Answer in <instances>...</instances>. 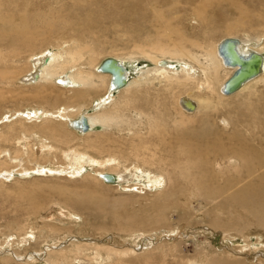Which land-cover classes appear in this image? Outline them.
<instances>
[{"label":"rangeland","instance_id":"374dc122","mask_svg":"<svg viewBox=\"0 0 264 264\" xmlns=\"http://www.w3.org/2000/svg\"><path fill=\"white\" fill-rule=\"evenodd\" d=\"M0 3L3 14L13 16L16 13L14 18L18 24L21 20L36 27L43 26L45 21L52 23L50 28H38L37 36L35 34L28 46L17 41L15 36L9 41L10 36L0 37V43L3 42L0 58L8 55L7 61L2 59L1 63L6 64L0 63V68L7 69L5 78L9 80L0 78V149L9 150L12 156H21L17 138L23 132L29 134L36 130L50 140L55 150L52 155L48 154L49 157L34 158L33 149L28 148V153L22 156L24 166L32 167L34 159L42 164L54 160L63 165L62 153L74 149L86 154L87 160L112 157L122 175L119 182H100L101 179L94 175L96 169L103 168L89 164L81 176L71 179L35 173L29 177L0 180V264H47L44 258L55 259V264H61V261L66 264H144L146 254L158 257L159 263L168 260L184 264L190 259L201 264L210 261L264 264V228L255 224L257 221L254 222V213L249 208L230 206L221 198H213L216 197L214 194L197 197L205 191L210 193L211 179L210 184L200 186L196 191L184 179L186 172L181 173L178 168L171 170L164 160L160 161L161 153L152 155L157 141L156 132H149L150 115L159 121L160 128L174 134L177 130L199 126L201 118L210 109L187 114L175 110V98L172 99L165 88L167 81L160 76L155 80L157 76L152 71L155 64L147 56L152 53L157 59H166L164 57L169 56L165 53L152 51L155 50L154 43L162 41L168 50L178 39L185 40L187 46L189 40L213 45L230 37L251 38V42L261 39V45L264 42V0H0ZM157 10L171 20L172 27L167 31L161 28V22L155 16ZM14 40L26 46L16 44L22 47L16 46L19 53L14 51L15 55L9 50ZM50 46L79 47L82 56L77 67L85 71H94V67L108 57H129L134 63L152 69L149 80L119 90L114 104L106 107L121 110L127 119L124 124L114 122L88 135L69 129L55 119L32 125L16 118L9 122L11 124H3L5 115L11 117L17 110L41 107L52 111L62 105L78 106L80 103L86 106L104 95L105 86H100L102 82L97 78L94 79L97 86L84 89L87 95H81L83 98L75 90L63 91L54 84L37 86L36 90L42 95L39 97L32 86L18 82V74L30 68L28 58L32 53ZM192 51L201 53L199 48H192ZM184 59L201 77L198 63ZM199 59L202 60V56ZM232 73L226 75L220 70L219 81L225 82ZM254 90L261 92L262 101L263 81L252 82L244 91L222 98L221 101L230 104L217 105L219 101L215 94L189 83L180 85L174 95H189L194 99L209 96L210 106L215 105L218 109L210 112V116L222 128L220 122L224 118L234 120L239 113L236 110L247 106L250 101L247 98ZM253 106L257 107L256 104ZM167 110L182 126L177 127V123V128L172 126L173 117L165 115ZM259 116L264 118V114ZM258 121L262 124L260 118ZM261 137L264 138V133ZM161 156L166 158L164 154ZM14 166L6 156L0 155V167ZM150 175L164 179L162 188L146 184L145 178ZM170 175H173L172 180ZM86 190L93 197L90 205L85 202ZM87 242L92 246L106 244L136 250L147 243L148 250L141 256L109 258L105 251L94 256V250L85 248L77 256L76 244ZM56 249L62 250L63 255L56 252L49 257L46 255ZM31 254L38 258L27 261L26 256Z\"/></svg>","mask_w":264,"mask_h":264},{"label":"bare ground","instance_id":"6f19581e","mask_svg":"<svg viewBox=\"0 0 264 264\" xmlns=\"http://www.w3.org/2000/svg\"><path fill=\"white\" fill-rule=\"evenodd\" d=\"M239 4L237 2L236 5L239 6ZM238 6L236 7L238 8ZM8 14H3V7L0 3V37L10 36V38H8L9 41L15 36L17 41L19 40L21 42H24V44L26 43V46L29 45L33 37H35V34L37 36L36 31L38 28H50L52 24L50 21H45L43 23V26L42 24H39L37 27L32 25L30 26V23H28L29 21L27 22L26 20H21L19 17L18 18L21 20V22L20 24H18L17 21L15 22V18L17 17L16 13H13V16H11L10 13ZM15 15L16 17L14 18ZM155 16L157 20L161 22V28L164 31H167V28L172 27L171 20L164 18L160 14V10L155 11ZM262 28L264 29V26H262ZM234 38L238 40L236 48L239 53L244 56H248L249 52H256L261 55L262 59L259 70L260 72L250 79L244 81L235 91H232V93H239L250 87V84H252V82H264V42L259 45L261 43V39L258 41L256 40V42H251V38H248L247 40H243L237 37ZM6 40L7 39H5V41ZM184 41L182 42L181 39L173 41L168 50L165 47V43H163L162 41H158V43L156 44L154 43V45H156L155 50H152L154 53L155 51H160L162 53H165V55H168L169 57L163 56L166 59H157V57L153 56L152 53L147 54V56H149L151 61H153V63L155 64L154 68H152L153 70L146 68V65H139L137 64V62L134 63L129 57H126L127 59L119 57L114 58L118 60L122 66L124 65L125 67L124 75H126V82L121 87H111L112 75L110 74V72L98 70L103 61L97 67H94V71H85L81 67H77L78 60L82 56L79 47H68V49H65L61 46H50L40 51L39 53L33 52L32 55L28 58L30 68L23 73H19L18 76L16 74L15 75L18 77V82L20 81L25 85H29L30 87L32 86L31 88L36 91V94L39 97H42V95H40L36 88L41 84H54L63 91L75 90L77 91V94L79 96L87 95V93H85L87 90L84 89H89L97 86V82L94 80L96 78L102 82L100 86H105L104 95L93 100L86 106L80 103L78 106L62 105L52 111H47L46 109L41 107L17 110L16 113L11 117L9 115H5L4 121L2 122L3 124L4 122L9 123L16 118H21V120H23L24 122L34 125L36 123H44L50 119H55L63 122L69 129L71 128L78 133L80 132V134L87 135L88 133H91L98 128H106L114 122L124 124L127 119H125V115H122L121 110H118V108L106 109V107H108L115 101V96L117 95V92L119 90L123 88L127 89L131 84L140 85L142 82L149 80V72L150 70H152L154 74H156L154 76H157L154 77L155 80L160 76L167 81L168 84L165 88L166 90L170 91L171 98H175L174 107L175 110H177L179 113L187 114L205 108L210 109V111H206L205 115L201 118V123L199 126L195 128L191 127L190 130L186 128L179 131L177 130L178 132L176 131L174 134L170 133L169 131L166 132L164 128H160L162 126L160 125L159 121L156 120L155 117L150 115L151 123L149 125V132H156L154 136L156 135L155 140L157 141V144L154 146L155 151H151L152 155H156L158 153L166 155V158H164V156H161L160 154L159 157H162L160 161L164 160V164L170 166L171 170L178 168L179 171L181 169V173L186 172L187 175H185L184 179L187 180L190 183L191 187L196 191L200 190L198 189L200 186L203 187V185H207L208 183L210 184L209 180L211 179L213 183L210 193H208L207 191L203 192L202 195L198 193L199 195H196L197 197H209L211 194H214L216 197L213 198H221L223 202L230 206H244L245 208H249L252 213H254V222L257 221V223L255 224L264 228V138L261 137L264 133V118L259 116V114H264V99L261 101L263 96L261 95V92H258V90L250 92L247 98L250 101H247V106L241 108L240 110H236L239 113L237 114V116L235 115L236 118L234 120L224 118L222 122H220L222 124V128L218 127L215 119L210 116V112L218 111V109L215 105L210 106L209 96L206 95V98L196 97L194 99L189 95L178 94V96L175 97V89H178L180 85L185 86L186 83H189L190 85L194 84L199 90L204 88V90L206 89L210 91L213 95L215 94L217 100L219 101L217 105L223 103L230 104V102L221 101L222 98H224L225 96H230L232 93L226 94L223 92L222 88L225 82H220L218 79V75L220 74V70L228 75L229 73L233 72L237 66H228L224 64L222 56L218 54V45L222 40L213 45L209 43L208 45H206V41V43L204 42V44L203 42L197 41V39L189 40V46L185 45ZM21 42L15 43V40L14 42H11L12 49L10 48L9 50L10 52L12 50L11 53H13V55H15L14 51L15 53H17L16 49L22 47L16 45L18 43L20 44ZM1 44H3V42L0 43V46ZM6 44L8 45V47H10L8 43ZM24 44L21 43V45ZM5 47L8 49L7 46ZM192 48H199L201 53H194L192 51ZM5 56L8 57V55ZM199 56H202L203 59H199ZM6 57L0 58V63L2 59L4 61H7L8 58L6 60ZM185 57L189 58L190 61L194 63H198L201 77H199L198 73H196V69L194 70V66L189 64L190 62H186V60L184 59ZM6 71L7 69L0 68V78L2 80H8L7 78H5ZM11 78L12 77H10V79ZM106 78H108L107 82ZM152 78L153 76L151 77V80L154 79ZM5 84L6 82L3 85ZM81 97L83 98V96ZM157 104L158 103H156V105ZM253 104H256L257 107L253 106ZM251 107L253 108V110H251ZM165 115L168 118L173 117L169 115L168 110ZM82 116H84L87 120V131H82L71 126L72 121L78 120ZM240 116L242 119L240 118ZM258 118L262 120V124L259 123ZM176 123L177 127H179V125L182 126V123L180 121L177 122V120H175V117H173L172 126L176 127ZM49 141L50 140H48L47 137L42 136L38 131L31 130L29 134L25 132L21 133V135L16 140L18 145H20V150L22 151L21 156H12L9 150L0 149V155L6 156L8 161L15 164L13 168L0 167V180H11L17 178V176L29 177L30 175H33L35 173L46 174L50 176L62 175L68 176L71 179V177L81 176L84 170H88L89 164L90 166L95 165L103 168L102 170L96 169L94 175L95 178H98L99 180L101 179L100 182L103 181L104 183H106L102 179L101 175L108 173L112 174L113 183L119 182L122 179V175L119 174V171L116 169V165L118 163L115 164V160L112 157H107L106 160L99 161L90 160L89 158L91 157H88L89 160H87L86 154L85 156L84 154L74 149L66 150L62 153L65 160V163L63 165L55 163L54 160L53 162L51 161L49 163L47 162V164H42L34 159L32 167L28 168L24 166L22 156L28 153V148L33 149L34 158L51 154L55 150V147L54 145H52V143L50 144ZM213 143L215 144L213 145ZM47 157H49V155ZM172 178L173 175H170L169 179L172 180ZM145 179H147L146 184L149 183L153 188L157 187V189L162 188V185H164L165 183L163 178L161 179L155 177L154 175L148 178L146 177ZM149 184L148 186H146L149 187ZM86 192L88 193V195L85 197V202L90 205V201L93 199V197L89 195L88 190H86ZM193 196H195V194H193ZM140 247V250H136L132 247L116 248L112 245L108 246L106 244H96L92 246V244L87 242L77 243L75 246V253H81L83 249L85 250V248H90L94 250V256H99V251H105L106 255L109 258L115 257L117 255L141 256L144 254V251L148 250L147 243L144 246L140 245ZM48 252H51L49 254L46 253L48 257L51 256L52 252L60 253L61 255H63V251L59 249H56L54 251L50 250ZM43 257L44 256L42 255L41 258ZM34 258L37 259L38 255L36 256L31 254L26 256L27 261H35ZM158 259L159 258L153 254H146L144 264H181L180 261L170 263L168 260H166V262L164 263H159ZM186 260L187 263L184 264H201L196 261H190V259ZM44 261L47 264H55V259L44 258ZM61 264L66 263L61 261ZM208 264L222 263L210 261L208 262Z\"/></svg>","mask_w":264,"mask_h":264},{"label":"water","instance_id":"95a60500","mask_svg":"<svg viewBox=\"0 0 264 264\" xmlns=\"http://www.w3.org/2000/svg\"><path fill=\"white\" fill-rule=\"evenodd\" d=\"M238 40L234 37L226 38L218 45V54L223 58L224 64L228 66H237L232 75L225 81L223 85V92L226 94L235 91L244 81L257 75L261 66V55L256 52H249L248 56H244L238 52L236 45ZM124 65L114 58H106L99 66V71L110 72L111 87H121L126 82V75H124ZM71 126L82 131H87L88 123L84 116L78 120L71 122ZM102 179L108 183L113 181L112 174H102Z\"/></svg>","mask_w":264,"mask_h":264}]
</instances>
